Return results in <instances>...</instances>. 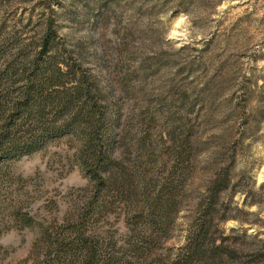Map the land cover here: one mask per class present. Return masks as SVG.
<instances>
[{
    "label": "rangeland",
    "instance_id": "obj_1",
    "mask_svg": "<svg viewBox=\"0 0 264 264\" xmlns=\"http://www.w3.org/2000/svg\"><path fill=\"white\" fill-rule=\"evenodd\" d=\"M50 16L61 52L92 75L122 118L114 136L126 172L176 179L179 212L156 263L177 260L199 202L223 172L231 182L221 208L244 222L222 226L264 252L259 239L243 236L264 238V0H0L1 62L37 51ZM77 147L65 136L4 172L2 212L22 206L36 223L2 234L0 264H55L35 246L90 186ZM117 192H107L109 215L97 226L122 246L131 228ZM246 198L258 203L246 206Z\"/></svg>",
    "mask_w": 264,
    "mask_h": 264
},
{
    "label": "trees",
    "instance_id": "obj_2",
    "mask_svg": "<svg viewBox=\"0 0 264 264\" xmlns=\"http://www.w3.org/2000/svg\"><path fill=\"white\" fill-rule=\"evenodd\" d=\"M58 36L50 16L37 51L23 60H0V180L19 158L65 136L73 138L78 146L76 161L90 178V186L81 189L83 194L63 223L54 229L42 228L35 249L44 251L55 264H157L154 255L170 239V224L179 212L176 179L170 176L158 183L161 181L156 182L152 175L126 172L124 160L116 154L114 136V126L122 118L109 111L110 98L92 75L68 60L70 53L65 50L68 58L60 57L65 52H61ZM139 143L143 156L147 155V138ZM151 182L158 183V188H150ZM230 182L229 172L213 181L173 264H264L261 249L239 242L237 228L227 231L222 226L230 219L244 222L221 208L222 194ZM112 186H116L117 197L128 204L125 215L131 233L128 244L122 246L114 235L97 226L109 215L106 194ZM257 203L244 200L246 206ZM1 208L0 200V237L14 226L23 229L36 223L22 206H14L7 215ZM246 231L243 236L259 239L264 248V238L249 236ZM246 254L253 260L242 261Z\"/></svg>",
    "mask_w": 264,
    "mask_h": 264
}]
</instances>
